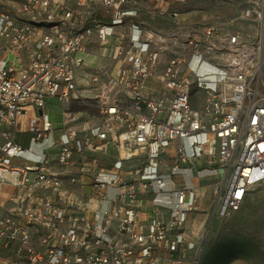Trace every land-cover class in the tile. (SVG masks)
I'll use <instances>...</instances> for the list:
<instances>
[{
    "label": "built area",
    "instance_id": "obj_1",
    "mask_svg": "<svg viewBox=\"0 0 264 264\" xmlns=\"http://www.w3.org/2000/svg\"><path fill=\"white\" fill-rule=\"evenodd\" d=\"M176 4L192 9L189 0H0V192L12 189L0 202V248L17 245L0 264H198L185 235L198 192L177 174L223 168L212 185L221 219L264 179V13L251 39L219 15L199 34L188 23L182 37L128 21L144 10L183 27ZM93 45L117 72L85 105L76 70ZM49 100L87 107L98 121L67 123L55 157L20 164L15 131L27 119L33 141L51 136ZM105 149L112 170L96 156ZM91 171L86 193L70 187L75 172Z\"/></svg>",
    "mask_w": 264,
    "mask_h": 264
},
{
    "label": "rangeland",
    "instance_id": "obj_2",
    "mask_svg": "<svg viewBox=\"0 0 264 264\" xmlns=\"http://www.w3.org/2000/svg\"><path fill=\"white\" fill-rule=\"evenodd\" d=\"M191 1L193 7L195 5L202 7L209 1V5H205L206 9L212 12L205 19L208 24L212 23L218 15L226 19L236 18L230 30L240 29L249 36V39L255 37L259 27V17L262 18L264 13V0ZM247 8L252 9L253 16L243 18L242 11ZM222 26L228 29L225 21ZM97 47L96 45L88 46L86 52L96 58L92 61H90L91 58H84L77 70L78 91L84 99L90 101L94 99L101 85L117 72L115 61L103 56ZM96 74L100 77L93 80ZM46 111L49 119L56 124L55 128L61 130L63 127L62 105L50 101L46 104ZM87 111L75 116L74 123L83 125L97 123L98 118ZM24 139L26 140V137ZM217 173V180H220L223 168H217ZM199 176L203 178V175ZM87 182V178L83 177V183L87 185ZM195 183L199 185L204 182L195 180ZM88 189V186H85L84 193ZM200 190L197 191L196 208L188 213L185 224V235L195 244L191 253L197 249L198 264H264V179L255 184L240 209L225 219L217 216L216 197L212 186L206 184L201 186ZM9 195L6 188L2 189L0 202L6 200ZM235 218L238 219V224L233 223Z\"/></svg>",
    "mask_w": 264,
    "mask_h": 264
},
{
    "label": "crops",
    "instance_id": "obj_3",
    "mask_svg": "<svg viewBox=\"0 0 264 264\" xmlns=\"http://www.w3.org/2000/svg\"><path fill=\"white\" fill-rule=\"evenodd\" d=\"M190 4H192V1L189 0ZM209 1H207L202 7H198L195 5L192 9L184 10V6L182 4H176V7L183 9L182 12L179 14L178 19L179 21H182L185 26L183 27H176L173 20L169 18L167 15H160L157 14L154 17H151L148 15L144 10H141L137 15L130 17L128 21L130 23H133L136 25L135 31L138 32L139 28H146L150 30L151 32L158 34V35H180L181 37L184 35V33L187 31L188 27L186 26L188 23H192L196 26L197 34L202 32L203 27L208 24L205 20L202 21L204 18H208L211 15V10H207L205 5L208 6ZM202 10V11H201ZM165 63L161 61L157 67L155 68V75H158L161 73L162 68L164 67ZM154 76L149 77L147 80V86L156 87V80L157 78ZM55 102L54 100H49ZM57 103V102H56ZM62 105V115H63V127L61 130H57L55 128L56 124L51 121L53 133L48 138H42L37 141H33L31 139L32 137V128L30 127V123L26 119L25 121H21L20 124V130L15 131L14 137L15 140L19 141L24 145L26 150L17 158V162L20 164H36L39 162L44 155H49L51 157H55L57 154V149L54 146L53 142L57 140V138L60 136L62 130L64 129L65 125L69 122L74 127H80L83 124H76L74 123V117L84 112V107L79 105H74L73 102H66L61 104ZM44 113L48 115V112L46 111V106L43 110ZM49 116V115H48ZM57 134V136H55ZM26 137V140L24 139ZM114 151L112 149H105L104 151L96 153V156H98L99 160L102 162V166L106 169L112 170L111 161L113 160L112 155ZM92 155V154H90ZM85 158L90 159V156H86ZM78 168V167H77ZM76 170H79L77 169ZM82 170V169H81ZM83 170H97V169H87L84 168ZM92 171L90 172H75V182H70V187L74 188L76 190H79L81 188V185L83 187L89 186L92 180ZM83 177H86L88 182L87 185L83 183ZM178 180L184 182L190 187H196L197 191H201V186L213 185L214 181L217 180V177H210V176H203V178H200L199 175L196 173V169L194 166H187L182 169L181 173L177 174L176 176ZM195 180H200L201 182L199 185L195 183ZM7 192L11 193L12 189L10 187H5ZM89 188V187H88ZM84 188H82L83 190ZM204 190V189H203ZM152 208V204L149 199H144L143 206L141 211H150ZM17 245L13 244L9 246L8 248H0V256L2 257H14L15 256V247Z\"/></svg>",
    "mask_w": 264,
    "mask_h": 264
},
{
    "label": "bare ground",
    "instance_id": "obj_4",
    "mask_svg": "<svg viewBox=\"0 0 264 264\" xmlns=\"http://www.w3.org/2000/svg\"><path fill=\"white\" fill-rule=\"evenodd\" d=\"M79 56L81 57V58H83V61H84V58H91L90 59V61H92L93 60V58H96V56H94V55H91V54H89V53H87L86 51H82L80 54H79ZM83 63V62H82ZM81 65H79L78 66V68L80 67ZM78 68H77V70H78ZM77 70H76V75H77ZM82 96V95H81ZM89 102H91L90 100H87V99H84V103H85V105H86V103H89ZM85 108V107H84ZM86 110H88V108L86 107V109H84V111H86ZM88 113H90L89 111H87ZM233 223L234 224H238V219L237 218H235L234 219V221H233Z\"/></svg>",
    "mask_w": 264,
    "mask_h": 264
},
{
    "label": "water",
    "instance_id": "obj_5",
    "mask_svg": "<svg viewBox=\"0 0 264 264\" xmlns=\"http://www.w3.org/2000/svg\"><path fill=\"white\" fill-rule=\"evenodd\" d=\"M41 113V111H39Z\"/></svg>",
    "mask_w": 264,
    "mask_h": 264
},
{
    "label": "snow or ice",
    "instance_id": "obj_6",
    "mask_svg": "<svg viewBox=\"0 0 264 264\" xmlns=\"http://www.w3.org/2000/svg\"><path fill=\"white\" fill-rule=\"evenodd\" d=\"M239 195V194H238Z\"/></svg>",
    "mask_w": 264,
    "mask_h": 264
}]
</instances>
